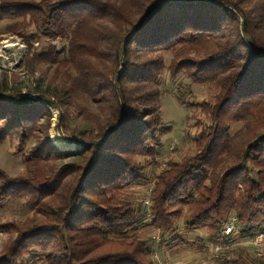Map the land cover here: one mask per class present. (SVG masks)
I'll list each match as a JSON object with an SVG mask.
<instances>
[{
	"label": "trees",
	"instance_id": "1",
	"mask_svg": "<svg viewBox=\"0 0 264 264\" xmlns=\"http://www.w3.org/2000/svg\"><path fill=\"white\" fill-rule=\"evenodd\" d=\"M17 17L15 31L64 44L29 58L53 64L51 93L35 87L25 102L0 89V144L23 163L13 177L0 168V206L21 201L32 213L0 224L15 233L0 264H158V247L163 258L207 250L231 217L234 239L264 230V0H0V21ZM164 83L199 131L190 153L155 172ZM190 83L205 86L201 100L186 97ZM49 106L81 148L49 142ZM152 174L147 211L146 193L129 187ZM220 258L264 264L247 243Z\"/></svg>",
	"mask_w": 264,
	"mask_h": 264
},
{
	"label": "rangeland",
	"instance_id": "2",
	"mask_svg": "<svg viewBox=\"0 0 264 264\" xmlns=\"http://www.w3.org/2000/svg\"><path fill=\"white\" fill-rule=\"evenodd\" d=\"M21 22H23L22 18L18 17L0 21V89L7 95L21 94L25 102H35L37 96V93L34 92L35 87H38L40 91L47 90L49 92L54 87L53 64L50 65L47 61H31L29 58L33 53L44 49L49 43L54 45L55 50L60 53L64 42L57 39L52 41L44 36H39L34 32L32 26L21 27V31H15L20 27ZM168 57L169 54H166V58ZM164 82H168L167 76H165ZM173 87L174 84L164 83L166 91L162 96L160 109L161 117L168 125V131L161 139L160 163L154 169L155 172L164 167L167 158L180 159L190 153L193 149L194 138L199 131L195 125L196 119L192 117L193 109L180 104L171 92ZM188 90L189 93L186 94L188 100L199 101L205 95L204 85L190 83L189 88L185 91ZM49 109L52 114L48 129L49 142L59 150L81 148V144L69 141L56 129L59 111L52 106H49ZM194 114L200 117L198 112ZM75 122L78 124L80 118L77 117ZM57 139H62L68 144L71 143L72 147L60 148L56 143ZM12 144L10 141L0 144V168L13 177L23 170V163ZM153 174L147 177L143 187L133 185L129 187V192L135 195L138 190L142 189L143 193H146L144 200H149L150 190L154 183ZM135 197L140 196L136 195ZM31 215L32 213L21 204V201H7L0 206V224L24 221ZM146 232L157 236V232H153L150 228H147ZM198 234L202 236L204 232L200 231ZM14 236V232L0 230V252ZM189 238L192 240V236ZM206 246L207 250L201 248L199 244L179 246L172 250H166L164 258L160 252L161 248L158 247L153 256L156 263L160 262L161 264H199L210 253L212 244L209 242ZM251 249H253L252 246Z\"/></svg>",
	"mask_w": 264,
	"mask_h": 264
},
{
	"label": "built area",
	"instance_id": "3",
	"mask_svg": "<svg viewBox=\"0 0 264 264\" xmlns=\"http://www.w3.org/2000/svg\"><path fill=\"white\" fill-rule=\"evenodd\" d=\"M143 203L148 211L150 205L149 200H144ZM235 221V217H231L229 219V221L221 229L220 233L214 238L208 257L200 261L201 263L199 264H216V262L220 259V255L223 250H229L241 243L251 245L256 255H264V230L246 242L234 239L233 235L238 230ZM158 264L161 263L158 262Z\"/></svg>",
	"mask_w": 264,
	"mask_h": 264
},
{
	"label": "bare ground",
	"instance_id": "4",
	"mask_svg": "<svg viewBox=\"0 0 264 264\" xmlns=\"http://www.w3.org/2000/svg\"><path fill=\"white\" fill-rule=\"evenodd\" d=\"M56 143L58 144V146L60 147V148H66V147H72V144L70 143V144H68V143H66L64 140H62V139H57L56 140Z\"/></svg>",
	"mask_w": 264,
	"mask_h": 264
}]
</instances>
